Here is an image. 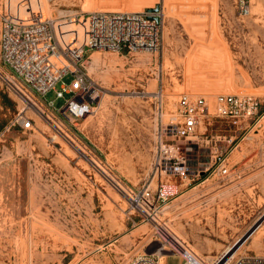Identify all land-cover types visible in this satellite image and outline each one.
<instances>
[{
	"label": "rangeland",
	"instance_id": "rangeland-1",
	"mask_svg": "<svg viewBox=\"0 0 264 264\" xmlns=\"http://www.w3.org/2000/svg\"><path fill=\"white\" fill-rule=\"evenodd\" d=\"M156 8L164 18L159 52L88 54L87 72L103 95L84 120L63 112L72 93L61 99L51 91L46 102H54L56 121L30 111V128H22V103L0 82V264H129L143 254H158L159 264H185L184 248L217 264L242 240L221 264L264 258L262 131L236 140L226 176L180 187L156 222L89 160L95 156L138 201L154 202L158 185L169 180L156 165L160 134L178 122L181 96L211 105L221 94L264 101V0H0V36L5 17L61 22L92 11ZM96 56L101 63L94 66ZM210 120L209 140L219 139L226 150L230 127ZM205 137L182 150L195 166L213 155L214 143Z\"/></svg>",
	"mask_w": 264,
	"mask_h": 264
},
{
	"label": "built area",
	"instance_id": "built-area-1",
	"mask_svg": "<svg viewBox=\"0 0 264 264\" xmlns=\"http://www.w3.org/2000/svg\"><path fill=\"white\" fill-rule=\"evenodd\" d=\"M242 13H249L247 7L242 8ZM65 18L58 22L51 17L29 14L27 20L13 17L2 20L0 82L9 94L22 103L17 119L22 128H30L33 120L27 115L30 111L53 123L56 121L51 112L55 109L54 102H46L51 91H55L57 98L61 99L73 94L66 99L63 107L65 114L84 120L95 113L103 89L87 72L89 53L122 54L123 50L127 51V55L157 53L163 46L164 18L159 8L139 12L92 11ZM73 26L81 28L82 33L78 29H69ZM67 77L72 78L71 85L63 84L57 89ZM72 103L81 107L86 105L87 111L81 115V108H77L76 114H73L69 111ZM210 117L230 127L232 134L224 136L226 150L218 145L219 139L214 141L212 136L209 140ZM176 118L178 122L165 126L159 138L156 165L169 180L158 185L155 203L146 197L138 201L134 191L103 170L95 156L89 159L132 207L155 222L159 209L178 196L183 185L195 182L194 185H198L214 176L229 173V156L238 146L235 144L237 139H245L255 130L262 131L264 137V101L252 95L221 94L216 96L213 105L204 97L183 95L177 104ZM203 136H206L207 143H214L213 155L209 164L195 166L182 150L199 146ZM159 260L158 254H143L129 264H159ZM234 264H264V258L240 257Z\"/></svg>",
	"mask_w": 264,
	"mask_h": 264
},
{
	"label": "bare ground",
	"instance_id": "bare-ground-1",
	"mask_svg": "<svg viewBox=\"0 0 264 264\" xmlns=\"http://www.w3.org/2000/svg\"><path fill=\"white\" fill-rule=\"evenodd\" d=\"M120 11H124V10H120ZM125 11H128V10H125ZM114 12V11H113ZM101 62H100V57H98V56H96V57H94V59H93V65L95 66V65H98V64H100ZM263 226V225H262ZM254 234H255V232L250 236V238L251 237H253L254 236ZM257 240V239H256ZM246 241H244V240H242V241H240L238 244H237V246H235V247H233V248H230L228 251H227V253L225 254V256L217 263V264H221V262L223 261V260H225L229 255H231L232 254V252H234L235 250H236V248H238L239 247V249H237V251L235 252V254H234V256L239 252V250L242 248V246H244V243H245ZM255 245H260V244H258V241H255V243H254ZM180 245V244H179ZM164 249H166V248H162V249H159V251H163ZM185 250L183 251V256L186 258V263L185 264H205L192 250H190V249H186V248H184ZM161 254H163V253H161ZM165 260H162L161 262H160V264H162L163 262H164ZM228 264V263H227Z\"/></svg>",
	"mask_w": 264,
	"mask_h": 264
},
{
	"label": "clouds",
	"instance_id": "clouds-1",
	"mask_svg": "<svg viewBox=\"0 0 264 264\" xmlns=\"http://www.w3.org/2000/svg\"><path fill=\"white\" fill-rule=\"evenodd\" d=\"M77 108H81V112H80L81 115H83L84 111H87V106L86 105L81 107V106L76 105L75 103H72L70 105V110L69 111L73 112V114H76Z\"/></svg>",
	"mask_w": 264,
	"mask_h": 264
}]
</instances>
